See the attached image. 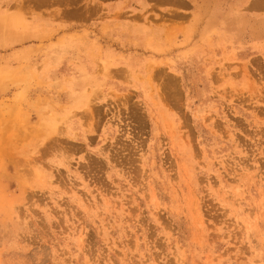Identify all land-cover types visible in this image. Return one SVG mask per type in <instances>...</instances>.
Returning a JSON list of instances; mask_svg holds the SVG:
<instances>
[{
	"label": "rangeland",
	"instance_id": "obj_1",
	"mask_svg": "<svg viewBox=\"0 0 264 264\" xmlns=\"http://www.w3.org/2000/svg\"><path fill=\"white\" fill-rule=\"evenodd\" d=\"M0 264H264V0H0Z\"/></svg>",
	"mask_w": 264,
	"mask_h": 264
}]
</instances>
